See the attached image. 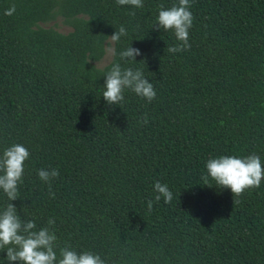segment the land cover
Returning <instances> with one entry per match:
<instances>
[{"label":"trees","instance_id":"obj_1","mask_svg":"<svg viewBox=\"0 0 264 264\" xmlns=\"http://www.w3.org/2000/svg\"><path fill=\"white\" fill-rule=\"evenodd\" d=\"M173 4L0 0V154L14 143L30 151L11 202L55 232L58 256L67 244L107 264H264V181L233 196L204 179L221 155L264 163V0H190V48L179 53L167 51L174 33L154 28L160 6ZM56 17L71 30L40 24ZM121 25L115 55L95 66ZM130 45L136 61L119 55ZM114 63L141 70L156 98L126 89L109 105ZM48 167L60 173L51 188L37 174ZM157 180L170 203L155 201ZM8 203L0 190V210Z\"/></svg>","mask_w":264,"mask_h":264},{"label":"clouds","instance_id":"obj_2","mask_svg":"<svg viewBox=\"0 0 264 264\" xmlns=\"http://www.w3.org/2000/svg\"><path fill=\"white\" fill-rule=\"evenodd\" d=\"M118 5H131L135 8L143 7V0H116ZM190 0H178L169 8L160 6L156 30L172 31L179 41L175 46H170L167 51L179 53L190 48L189 30L193 25V14L190 11ZM15 12V5L6 10V15ZM135 13H132L134 15ZM126 28L121 25L110 37L108 43L114 45L122 36H127ZM107 51L115 55V48L109 46ZM122 60H134L141 55L138 48L131 45L120 54ZM105 90L103 98L109 105H119L124 100V92L130 89L137 96L144 98L149 103L156 98V90L153 83L145 77L139 69L131 67L122 68L120 63L112 64L111 69L105 75ZM149 117L143 114L139 123L147 125ZM31 153L27 147L20 143H14L5 148L0 154V190L6 194L10 203L0 210V250L7 251L8 264H107L106 259L93 251L85 250L78 253L71 245L59 248L57 255V236L50 227L37 229L32 220H22L16 206L11 202L18 199V187L22 183L25 170V162ZM207 175L205 180L211 178L219 188L231 190L233 196H240L248 189L259 188L264 181V163L260 157L253 153L248 156L221 155L210 158L206 162ZM38 177L49 185L59 177V169L48 167L38 170ZM207 185V184H205ZM154 191L157 193L155 201L161 198L165 204L173 199V193L166 183L159 180L154 182ZM54 197V193H52ZM149 210L153 201L148 200ZM55 223L48 220V225Z\"/></svg>","mask_w":264,"mask_h":264},{"label":"rangeland","instance_id":"obj_3","mask_svg":"<svg viewBox=\"0 0 264 264\" xmlns=\"http://www.w3.org/2000/svg\"><path fill=\"white\" fill-rule=\"evenodd\" d=\"M40 24L42 26H45V27H54L55 29H57L61 32H68L69 30H71V28L68 25L63 23L61 17H56L54 20H51V21H48L45 23H40ZM108 41H109V39L107 40V45H106L105 53H104L103 57L98 61H93V64L97 67L105 66L112 58V54L107 51V48L109 46H112L108 43Z\"/></svg>","mask_w":264,"mask_h":264}]
</instances>
